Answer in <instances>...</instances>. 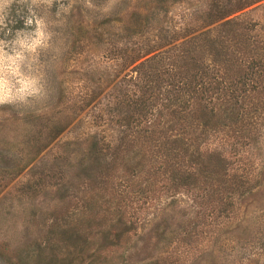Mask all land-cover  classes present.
Masks as SVG:
<instances>
[{"label": "rangeland", "instance_id": "obj_1", "mask_svg": "<svg viewBox=\"0 0 264 264\" xmlns=\"http://www.w3.org/2000/svg\"><path fill=\"white\" fill-rule=\"evenodd\" d=\"M207 2L0 0V264H264V137L248 151L254 188L234 208L204 211L161 193L126 208L133 230L108 250L103 233L113 240L119 228L113 200L97 213L106 226L80 227L76 260L59 241L87 216L89 192L97 200L102 175L88 143L113 129L107 103L133 75L135 52L166 48L170 30Z\"/></svg>", "mask_w": 264, "mask_h": 264}, {"label": "trees", "instance_id": "obj_2", "mask_svg": "<svg viewBox=\"0 0 264 264\" xmlns=\"http://www.w3.org/2000/svg\"><path fill=\"white\" fill-rule=\"evenodd\" d=\"M188 20L161 35L166 48L137 49L133 75L109 96L113 129L88 143L102 175L97 200L89 192L85 219L59 233L69 262L87 240L80 227L89 229L93 220L106 226L97 213L113 200L119 228L113 240L103 233L108 250L133 230L126 208L152 206L161 193L225 211L254 188L248 151L264 137V0H208Z\"/></svg>", "mask_w": 264, "mask_h": 264}]
</instances>
